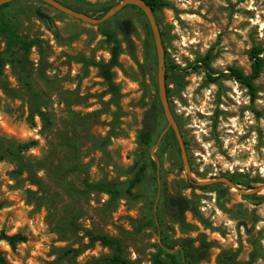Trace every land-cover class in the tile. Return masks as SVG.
Instances as JSON below:
<instances>
[{
  "label": "rangeland",
  "instance_id": "374dc122",
  "mask_svg": "<svg viewBox=\"0 0 264 264\" xmlns=\"http://www.w3.org/2000/svg\"><path fill=\"white\" fill-rule=\"evenodd\" d=\"M57 1L101 18L123 0ZM165 1L170 6L155 16L170 71L168 100L190 175L177 137L168 135L172 129L156 146L165 117L149 146L138 137L145 113L161 104L154 37L138 7L126 6L100 25L39 0H15L0 9V18L20 36L41 41L29 60L15 56L0 68V233L27 239L14 249L0 242L10 264H101L114 253L138 264H158L159 253L160 264H264V190L246 196L221 182L198 185L222 177L243 191L264 185V71L252 101L229 76L207 84L203 69H189L210 54L218 72L234 65L249 73L252 47L262 48L264 57V0ZM124 21L131 22L130 35ZM106 29L122 45L121 66L114 70L117 97L107 94L99 70L82 62L110 59ZM5 47L0 34V55ZM31 90L42 96L37 103L50 117L48 127L38 115L32 118ZM22 163L32 178L17 173ZM141 166V182L131 195L121 187L112 204L109 195L88 193L82 184L85 176L129 182ZM177 196L191 203L179 219L164 204ZM90 234L112 237L120 247L93 243Z\"/></svg>",
  "mask_w": 264,
  "mask_h": 264
},
{
  "label": "trees",
  "instance_id": "16d2710c",
  "mask_svg": "<svg viewBox=\"0 0 264 264\" xmlns=\"http://www.w3.org/2000/svg\"><path fill=\"white\" fill-rule=\"evenodd\" d=\"M147 4L153 9L155 15L157 12L161 11L162 9L169 7L170 4L165 0H146ZM10 4V3H9ZM9 4H5L0 7L5 8L9 6ZM158 22V20H157ZM52 26L50 25V28ZM104 36L107 37V40L112 47L110 49V59L108 61L102 62H91L82 59L85 68L90 66H94L99 70V76L105 81L108 91L107 94L112 95L113 97L118 96V86L115 83V72L116 68L121 66L120 57L122 55V45L116 38V36L109 30H102ZM0 34L5 37L6 40V47L3 53L0 55V68H4L7 64H9L15 56L19 57V61H27L29 60V56L31 51L34 47H40L41 41L38 39L30 40L23 36H20L18 30L12 25L10 21L5 18H0ZM162 35V32H161ZM126 41L129 45L132 43L130 42L129 38L126 36ZM262 48L258 46H253L250 50V61H251V69L250 72L247 73L243 68L238 66H229L227 72H218L213 67V58L210 54L198 59L193 65L189 67L194 71L199 69H203L206 75V83L207 84H217L224 76H229L237 83H239L243 88L247 89L252 101L258 99V88L256 86V81L261 77L264 71V57L262 56ZM171 75L176 76L174 72H171ZM170 71L167 67L166 72V85H167V94L170 92ZM5 92L11 94L15 93L16 91L5 86ZM31 98L34 100V104L32 105L33 111L31 112L32 118L33 115L36 114L40 117L43 126L48 127L51 123L50 117L41 111L40 104L38 105V101L42 100V96L38 93H33L31 90ZM38 102V103H37ZM163 108L161 104H153L152 107L145 113L143 119V128L139 133V140L142 145L149 146L153 140L154 134L160 128L161 123L164 119ZM168 135H172L175 138V132L172 130ZM34 143L24 144L21 148H30ZM22 162V161H21ZM22 167L17 171L18 174H23L28 172L30 174V178H32V170L30 166L26 163H22ZM145 172V167L141 166L136 176L133 180L125 183L120 184H113L111 182L99 181V182H92L89 180L88 176H85L83 180V186L87 190L88 193H97V194H106L110 196L109 203L112 204L116 200L120 198V188L125 187L127 194L131 195L132 190L141 182L142 177ZM165 207L168 210H171L169 206V199L164 202ZM2 205L0 204V208ZM177 218L179 219L180 216L177 213ZM91 241L100 242L102 245L110 248H119L120 242L116 239L109 237L107 235L101 234H90L89 235ZM27 239L21 233L15 235H6L5 233H0V242L4 241L7 243L11 248H15L17 244L25 242ZM160 251H163L162 249ZM74 255L79 256L81 251H73ZM160 255V253H159ZM159 255L156 257V262L158 264L161 263L159 260ZM101 264H138L137 261L130 260L125 258L121 255V253H114L103 260L100 261ZM0 264H10L0 252ZM225 264H231L229 261H226Z\"/></svg>",
  "mask_w": 264,
  "mask_h": 264
},
{
  "label": "water",
  "instance_id": "95a60500",
  "mask_svg": "<svg viewBox=\"0 0 264 264\" xmlns=\"http://www.w3.org/2000/svg\"><path fill=\"white\" fill-rule=\"evenodd\" d=\"M15 0H0V7L9 4ZM41 2H44L48 5H51L52 7L56 8L57 10L65 13L66 15L70 17H74L78 20H81L85 23L93 24V25H100L107 21L108 19L114 17L118 12H120L124 7L132 5L138 7L146 16L148 23L150 25L152 35L154 37V43L156 48V55H157V80H158V95L159 99L163 108L164 116L167 120V127L166 129L161 133L158 143L156 146H158L161 143L162 138L165 136L168 130L172 129L175 132V135L177 137V141L179 143V147L181 150V156L182 160L185 164V167L187 169V172L189 175L191 174L190 166H189V160L187 156V151L185 148V143L182 139V135L180 132V129L175 121V118L172 114L169 100H168V94H167V85H166V72H167V66H166V53L165 48L162 41V35L160 31V26L157 22L155 13L153 9L147 4L146 0H123L122 2L116 4L113 6L103 17L101 18H95L92 16H89L85 13L73 10L64 4L60 3L57 0H39ZM36 14L44 21L51 24V17L45 13H42L40 10L36 11ZM125 35H130L131 33V22L130 21H124L122 23ZM157 166L159 169V161L157 160ZM216 182L225 183L229 187L237 190L240 194L246 195V196H252L255 194H258L259 192L264 190V185H261L257 187L256 189H253L251 191H243L240 189L238 185H236L234 182L230 181L227 178H217V179H211L207 181H202L198 183L199 186H208L212 185ZM169 206L171 208H176L178 210L179 216L183 217L185 212L190 209V201L186 199L183 196H177V197H171L169 198Z\"/></svg>",
  "mask_w": 264,
  "mask_h": 264
},
{
  "label": "flooded vegetation",
  "instance_id": "af4514ba",
  "mask_svg": "<svg viewBox=\"0 0 264 264\" xmlns=\"http://www.w3.org/2000/svg\"><path fill=\"white\" fill-rule=\"evenodd\" d=\"M190 206H191V203H190ZM173 209H175L176 210V212L178 213V210L176 209V208H173ZM179 214V213H178Z\"/></svg>",
  "mask_w": 264,
  "mask_h": 264
}]
</instances>
